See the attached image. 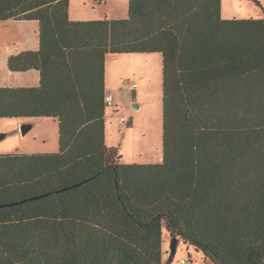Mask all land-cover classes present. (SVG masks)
<instances>
[{
    "label": "trees",
    "instance_id": "1",
    "mask_svg": "<svg viewBox=\"0 0 264 264\" xmlns=\"http://www.w3.org/2000/svg\"><path fill=\"white\" fill-rule=\"evenodd\" d=\"M69 0H0L39 23L38 51L7 59L37 88L0 87V119L51 118L53 154L0 155V264H264V18L220 0H128L126 19L71 21ZM162 56L163 156L124 164L105 144L104 60ZM131 123H129V126Z\"/></svg>",
    "mask_w": 264,
    "mask_h": 264
},
{
    "label": "rangeland",
    "instance_id": "2",
    "mask_svg": "<svg viewBox=\"0 0 264 264\" xmlns=\"http://www.w3.org/2000/svg\"><path fill=\"white\" fill-rule=\"evenodd\" d=\"M69 8L72 18L84 21L128 16V0H69ZM221 17L264 18V0H221ZM3 27L0 23V47L8 35ZM162 66L160 54L118 55L108 59L106 84L114 102L107 108L104 121L105 144L119 147L124 164H151L162 160ZM3 82L6 83L0 73V83ZM121 118L124 123H120ZM28 124L32 128L23 136L22 126ZM0 136V155L53 154L59 150L58 125L51 119H0ZM161 238L165 261L171 251V239L164 227ZM182 261L183 264H209L200 252L179 242L173 264H182Z\"/></svg>",
    "mask_w": 264,
    "mask_h": 264
},
{
    "label": "crops",
    "instance_id": "3",
    "mask_svg": "<svg viewBox=\"0 0 264 264\" xmlns=\"http://www.w3.org/2000/svg\"><path fill=\"white\" fill-rule=\"evenodd\" d=\"M68 16L71 21L75 22H87L84 20H77L72 18L70 8L68 9ZM220 16H221V0H220ZM128 17V16H127ZM222 18V17H221ZM227 20V19H226ZM3 28H6L8 35L5 38L4 42L1 44V60H0V73L4 76L6 83H0V87L7 88H37L40 86V73L36 70H29L26 72H11L7 68V59L12 56L19 54L24 51H38L40 48L39 41V23L35 20H6L0 21ZM1 28V29H3ZM120 54H109L105 55L104 60V97L111 94L108 90L106 84V67L108 59L113 56H118ZM129 55V54H123ZM114 98V97H113ZM114 102V99H113ZM108 115V110L106 108L104 113L105 117ZM42 119V118H38ZM51 119V118H44ZM22 121H34L36 119H19ZM53 120L57 123L56 120ZM58 125V123H57Z\"/></svg>",
    "mask_w": 264,
    "mask_h": 264
},
{
    "label": "water",
    "instance_id": "4",
    "mask_svg": "<svg viewBox=\"0 0 264 264\" xmlns=\"http://www.w3.org/2000/svg\"><path fill=\"white\" fill-rule=\"evenodd\" d=\"M32 128V125L31 124H28V125H23L22 126V135L24 136L30 129ZM2 138V136H0V139ZM175 250H176V240H172L171 241V251L170 253L171 254H174L175 253Z\"/></svg>",
    "mask_w": 264,
    "mask_h": 264
},
{
    "label": "built area",
    "instance_id": "5",
    "mask_svg": "<svg viewBox=\"0 0 264 264\" xmlns=\"http://www.w3.org/2000/svg\"><path fill=\"white\" fill-rule=\"evenodd\" d=\"M104 102L106 104L107 107H110L113 105V97L111 95H107L105 96ZM125 120L123 118L120 119V123H124ZM184 263V261H182V264Z\"/></svg>",
    "mask_w": 264,
    "mask_h": 264
}]
</instances>
